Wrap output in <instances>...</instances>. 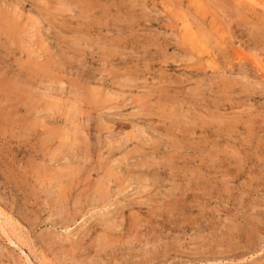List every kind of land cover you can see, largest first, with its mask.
<instances>
[{
  "label": "rangeland",
  "instance_id": "obj_1",
  "mask_svg": "<svg viewBox=\"0 0 264 264\" xmlns=\"http://www.w3.org/2000/svg\"><path fill=\"white\" fill-rule=\"evenodd\" d=\"M263 11L0 0V264H264Z\"/></svg>",
  "mask_w": 264,
  "mask_h": 264
},
{
  "label": "bare ground",
  "instance_id": "obj_2",
  "mask_svg": "<svg viewBox=\"0 0 264 264\" xmlns=\"http://www.w3.org/2000/svg\"><path fill=\"white\" fill-rule=\"evenodd\" d=\"M263 12H264V11H263ZM183 25H184V24H183ZM186 27H187V26H186ZM187 28H188V27H187ZM187 31H188V30H187ZM245 64H246V63H245ZM252 64H253V63H252ZM255 65H256V64H255ZM256 67H257V66H256ZM220 102H221V101H220ZM221 105H222V104H221ZM217 107H218V106H217ZM219 108H220V107H219ZM231 112H232V111H231ZM241 114H242V113H241ZM250 116H251V115H250ZM248 118H249V117H248ZM250 119H251V118H250ZM241 120H242V119H241ZM230 121H231V120H230ZM231 122H233V121H231ZM252 122H253V121H252ZM259 123H260V122H259ZM250 124H251V123H250ZM254 124H255V123H254ZM252 125H253V124H252ZM242 126H243V125H242ZM259 126H260V125H259ZM235 127H236V126H235ZM252 127H253V126H252ZM243 128H244V127H243ZM251 129H252V128H251ZM223 131H224V130H223ZM247 134H248V133H247ZM254 134H255V133H254ZM254 137H255V136H254ZM257 137H258V136H257ZM245 138H247V137H245ZM250 148H251V147H250ZM245 152H246V151H245ZM252 152H253V151H252ZM215 153H216V152H215ZM263 155H264V154H263ZM216 157H217V156H216ZM258 159H259V158H258ZM229 160H230V159H229ZM227 178H228V177H227ZM243 202H244V201H243ZM3 220H4V219H3ZM252 222H253V221H252ZM263 222H264V221H263ZM5 223H6V222H5ZM258 223H259V222H258ZM258 223H257V224H258ZM1 224H2V222H1ZM253 225H254V222L252 223V226H253ZM259 225H261V224H259ZM257 226H258V225H257ZM257 226H256V227H257ZM250 227H251V225H250ZM258 227H259V226H258ZM239 228H240V227H239ZM252 228H253V227H251V228L248 227V230H249V229L252 230ZM2 229H3V228H2ZM259 229H260V227H259ZM259 229H258V231H260ZM235 230H236V228H235ZM253 231H254L253 233H256V232H257V230H256V232H255V230H253ZM253 233H252V235H254ZM257 233H258V232H257ZM4 234H5V233H4ZM250 234H251V233H250ZM250 234H249V236H250ZM259 234H260V232H259ZM236 235H237V234H236ZM240 235H241L240 237H242V234H240ZM243 235H245V234H243ZM232 236H233V234H232ZM238 236H239V234H238ZM258 236H259V235H258ZM258 236H257V237H258ZM251 237H253V236H251ZM255 237H256V236H255ZM255 237H253L252 239H253V240H256ZM233 238H235V237H233ZM236 238H237V237H236ZM245 238H246V237H245ZM247 238H248V237H247ZM249 238H250V237H249ZM237 239H238V238H237ZM241 239H242V238H241ZM250 239H251V238H250ZM231 240H232V239H231ZM246 240H247V239H246ZM253 240H252V241H253ZM249 241H251V240H249ZM257 241H259V240H257ZM253 242H254V241H253ZM261 242H262V241H261ZM236 243H237V242H236ZM245 243H246V242H245ZM247 243H248V242H247ZM247 243H246V245H247ZM251 243H252V242H251ZM251 243H248V244H251ZM258 243H259V242H258ZM258 243H257V244H258ZM254 244H255V242H254ZM262 244H263V243H262ZM232 245H233V244H232ZM239 245H240V244H239ZM258 245H259V246H262V245H260V244H258ZM233 246H235V247H233V248H236V244L233 245ZM237 246H238V245H237ZM241 246H243V245H241ZM247 246H248V245H247ZM263 246H264V245H263ZM221 247H222V246H221ZM243 247H244V246H243ZM243 247H241V248H243ZM249 247H250V246H249ZM201 248H202V247H201ZM228 248H229V247H228ZM238 248H240V247L238 246ZM246 248H247V247H246ZM256 248H257V247H256ZM250 249H251V247H250ZM261 249H262V248H261ZM243 250H244V249H243ZM230 251H231V249H230ZM233 251H234V253H235V252L237 251V249H236V250L232 249L231 252H233ZM239 251H241V249H240ZM227 252H228V251H227ZM231 252H230V254H232ZM246 252H248V251H246ZM255 253H256V252H255ZM244 254H246V253H244ZM263 255H264V252H263ZM24 256H25V255H24ZM206 256H207V255H206ZM248 256H249V255H248ZM208 257H209V256H208ZM212 258H213V257H212ZM27 259H28V258H27ZM28 260H29V259H28ZM216 261H217V260H216ZM226 261H227V260H226ZM28 262L31 263L30 260H29ZM223 262H224V261H223Z\"/></svg>",
  "mask_w": 264,
  "mask_h": 264
}]
</instances>
